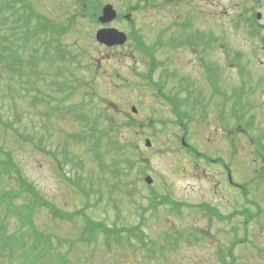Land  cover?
<instances>
[{"label":"rangeland","instance_id":"1","mask_svg":"<svg viewBox=\"0 0 264 264\" xmlns=\"http://www.w3.org/2000/svg\"><path fill=\"white\" fill-rule=\"evenodd\" d=\"M28 1L54 23L76 8L75 0ZM94 1L129 12L133 23L75 20L58 38L69 51L63 59L55 56V42L35 54L39 41L29 40L24 51L19 32L12 33L13 18L0 22V55L18 45L22 52L12 67L0 56V148L42 198L75 214L55 217L40 205L32 219L53 241L50 254L33 261L20 249L8 255L0 243V264H52L57 256L70 264H264V0H152L149 7L144 0ZM243 6L247 15L263 16L255 22L258 34L238 14ZM101 27L134 30L146 46L161 41L151 80L181 104L190 118H183L187 143L211 161L181 146L183 129L171 104L141 76L149 58L134 40L110 48L97 44ZM196 34L203 40L189 45ZM205 65L214 70L215 89ZM214 158L230 167L239 189L227 184L225 168ZM9 177L0 175L1 191L16 188ZM153 193L178 207L149 208ZM28 198L18 193L14 201L29 205ZM199 204L223 215L243 211L220 221ZM141 212L143 241L125 232L119 241L114 235L107 241L102 230L96 241L85 240L91 233L83 227L86 218L120 230L136 226ZM19 226L10 215L7 232Z\"/></svg>","mask_w":264,"mask_h":264},{"label":"trees","instance_id":"2","mask_svg":"<svg viewBox=\"0 0 264 264\" xmlns=\"http://www.w3.org/2000/svg\"><path fill=\"white\" fill-rule=\"evenodd\" d=\"M76 1V8L74 12L65 20L57 23H54L52 20L47 18L44 14L32 10L34 7L31 6L28 0H0V22H5L10 18H13L17 24H13L11 26L12 33L19 32V39L22 40V48L24 49L26 44L29 40H33L34 43L39 41V45L34 48L36 52L40 48H44L45 51H49V48L52 47V43L55 42L54 50L55 56L57 58H64L65 55V47L59 41V37L67 30L71 29L72 24L75 20L79 18H86L91 22H96V17L100 13L101 6L95 5L96 3L94 0H75ZM27 10V12H26ZM120 15L117 16V19H120ZM36 18V24L31 26V20ZM51 31H55L56 37L51 38L49 37V33ZM17 32V33H18ZM195 36V35H194ZM128 38L131 40H135L137 47L141 50L145 55L150 58V67L149 72L153 70V67L157 64L152 52L154 50V46H146L143 44L141 38H139L138 34L136 36L134 33L128 34ZM198 38H195L193 42L197 41ZM203 40V39H202ZM201 40V41H202ZM36 41V42H35ZM13 44V40L11 41ZM37 44V43H36ZM20 45L17 46L16 49H11L10 53L7 55H0L2 60H9L4 64V66L12 67L15 62L18 63V56ZM8 48V47H7ZM25 51V49H24ZM44 53V52H43ZM24 55V54H23ZM32 59L36 61L38 59L37 56H33ZM205 74L207 80L210 82L212 86V75L214 74V70L209 67V65H205ZM148 81L151 85L156 86L159 92V95L162 97L164 101H167L171 104V109L173 114L177 118V123L182 127L184 134H186V124L183 118H188L181 108V104L179 105L176 101L172 100L170 97L171 95H166L161 92V82L154 83L151 80L150 74H148ZM185 115V116H184ZM190 119V118H188ZM186 141V140H185ZM116 145V144H115ZM262 152L264 153V147H260ZM188 150L193 153L195 156L203 157L206 160H210L207 155L201 154L198 152L193 146L189 144ZM0 154H3L2 159H0V175L10 176L9 178H13L12 180L16 184V188L14 189H7L3 190L0 189V243L1 249H7V254H13L15 250L20 249L21 254L25 256V258H29L31 256V260H43L47 258L53 248L52 240L48 235H43V233L39 232L33 223L32 212L33 210L37 209L40 205H45L47 210L50 212L51 215L55 217H67L72 219L75 214L74 213H64L63 211L59 210L58 207H55L49 201L45 200L44 198L39 195V193L35 190V188L30 185L22 177L19 172L16 163L13 161L12 155L9 152L3 151L0 148ZM222 163V159L218 158ZM122 170L115 168V173H121ZM264 174V173H263ZM18 193H22L27 196L29 200V205L26 204H19L15 203V198L17 197ZM159 203H170L172 205H176L177 203L167 196L161 198L158 201ZM180 204H182L180 202ZM151 205V206H150ZM149 207H152L150 204ZM188 206H192L188 204ZM199 208H202L206 211L209 217H223L217 211L216 208L211 206H206L205 204L196 205ZM178 207V205H176ZM2 213V214H1ZM10 215H14L18 220L20 226L18 230H15L11 233L7 232V220ZM143 220V213H140V222L133 227L129 228H121L120 230H114L113 228H107L103 225H99L93 223L90 219L86 218L84 223V228L91 232L88 237L85 238L88 242L95 239L97 233L102 230L104 232V237L107 241H109L110 237L114 235L117 241L120 240V234L124 233L129 238L130 236H136L139 241H143L144 233L141 230V224ZM121 232V233H120ZM29 236V237H28ZM28 239L31 241L28 245ZM96 241V240H94ZM232 248V247H231ZM230 248V249H231ZM36 250V252H35ZM35 252V253H34ZM230 253V251H229ZM52 264H70L65 256H57V258L53 261ZM227 264V262H225Z\"/></svg>","mask_w":264,"mask_h":264},{"label":"water","instance_id":"3","mask_svg":"<svg viewBox=\"0 0 264 264\" xmlns=\"http://www.w3.org/2000/svg\"><path fill=\"white\" fill-rule=\"evenodd\" d=\"M115 18L116 11L113 9V7L111 5H105L101 10L100 16L98 17V22L101 24H106ZM95 40L100 44L111 47L123 45L126 41V35L124 32L118 31L115 28H100L96 31ZM132 111L134 112L135 109L132 108ZM145 144L146 146H149V140H146ZM145 180L147 183H151V179L149 177H147Z\"/></svg>","mask_w":264,"mask_h":264},{"label":"flooded vegetation","instance_id":"4","mask_svg":"<svg viewBox=\"0 0 264 264\" xmlns=\"http://www.w3.org/2000/svg\"><path fill=\"white\" fill-rule=\"evenodd\" d=\"M261 1L263 0H254V3L256 4H259ZM144 4H146L147 6L149 4H153V1L152 0H145L144 1ZM247 12H249V8L247 6H243V9L240 10L238 12V14L240 16H242L243 18V21L245 22V24L247 25V27L249 28V31L251 34H258L259 33V30H258V27L255 25V22H258L260 19H263V16L261 15L260 12H257L255 17H253L252 15H247ZM226 168V180H227V184L231 186V188L234 187L235 185V182L232 180V177H231V173L230 171L227 169V167L225 166ZM232 213V212H231ZM234 215V214H233ZM233 216H231V219H232Z\"/></svg>","mask_w":264,"mask_h":264}]
</instances>
